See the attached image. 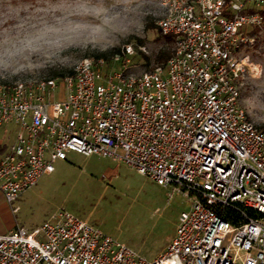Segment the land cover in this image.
I'll return each mask as SVG.
<instances>
[{
    "label": "built area",
    "instance_id": "obj_1",
    "mask_svg": "<svg viewBox=\"0 0 264 264\" xmlns=\"http://www.w3.org/2000/svg\"><path fill=\"white\" fill-rule=\"evenodd\" d=\"M160 4L158 28L174 44L164 64L106 71L85 57L60 79L0 85V191L13 203L69 151L111 158L192 198L172 240L146 260L58 211L0 234V264H264V131L240 104V84L258 71L241 50L264 23V0Z\"/></svg>",
    "mask_w": 264,
    "mask_h": 264
},
{
    "label": "rangeland",
    "instance_id": "obj_2",
    "mask_svg": "<svg viewBox=\"0 0 264 264\" xmlns=\"http://www.w3.org/2000/svg\"><path fill=\"white\" fill-rule=\"evenodd\" d=\"M160 2L134 0L135 11L130 16L133 22L126 32L115 34L103 50L94 45L68 49L59 59L38 64L34 71L0 77V85L47 77L60 79L58 73L70 74L75 63L85 57L103 59L106 71L124 66L140 73L164 64L158 56L163 50L172 52L174 44L158 28ZM29 7L35 10L41 4L39 0H0V20L24 19ZM250 33L254 41L241 53L258 64V71L240 84V104L248 120L264 129V23ZM127 44L134 49L130 55L124 54ZM116 55L118 61L113 60ZM53 165V172L43 175L11 204L3 200L0 191V234L16 228L31 231L52 214L66 211L146 260H153L165 251L181 212L191 205L192 198L185 190L175 185H158L133 167L111 158L69 151L66 159L56 160Z\"/></svg>",
    "mask_w": 264,
    "mask_h": 264
},
{
    "label": "clouds",
    "instance_id": "obj_3",
    "mask_svg": "<svg viewBox=\"0 0 264 264\" xmlns=\"http://www.w3.org/2000/svg\"><path fill=\"white\" fill-rule=\"evenodd\" d=\"M24 19L0 20V77L34 71L68 49L105 46L133 22L134 0H39ZM19 16V13L16 14ZM7 74V75H5Z\"/></svg>",
    "mask_w": 264,
    "mask_h": 264
},
{
    "label": "trees",
    "instance_id": "obj_4",
    "mask_svg": "<svg viewBox=\"0 0 264 264\" xmlns=\"http://www.w3.org/2000/svg\"><path fill=\"white\" fill-rule=\"evenodd\" d=\"M253 9H248V11H252ZM259 12L262 14V16H263V19H264V9H259ZM147 26L148 27H151V26H149L148 24H147ZM259 30V27H254L253 28V32H256V31H258ZM165 38L168 40V41H171V37H169V36H165ZM170 54H171V52L170 51H166V50H163V51H161L160 52V54H159V59H162V61L165 63V61L169 58V56H170ZM63 74L64 73H58L56 76H58V77H60V78H62L63 77ZM259 130H261V131H264V129H262V128H259V127H257ZM240 215L237 213V212H235V211H232V210H226L225 212H224V217L227 219V220H230V221H233V222H235V221H237V219L238 218H240L239 217Z\"/></svg>",
    "mask_w": 264,
    "mask_h": 264
},
{
    "label": "crops",
    "instance_id": "obj_5",
    "mask_svg": "<svg viewBox=\"0 0 264 264\" xmlns=\"http://www.w3.org/2000/svg\"><path fill=\"white\" fill-rule=\"evenodd\" d=\"M28 190H29V189H28ZM28 190H27V191H28ZM27 191H26V192H27ZM24 193H25V192H24ZM24 193H23V194H24ZM21 195H22V194H21ZM2 198H3V195H2ZM3 200H4V198H3Z\"/></svg>",
    "mask_w": 264,
    "mask_h": 264
}]
</instances>
